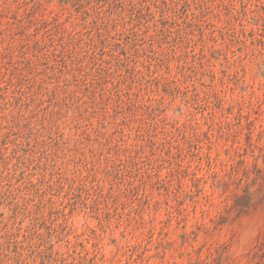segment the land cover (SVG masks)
<instances>
[{
	"label": "rangeland",
	"instance_id": "obj_1",
	"mask_svg": "<svg viewBox=\"0 0 264 264\" xmlns=\"http://www.w3.org/2000/svg\"><path fill=\"white\" fill-rule=\"evenodd\" d=\"M261 206L264 0H0V264H264Z\"/></svg>",
	"mask_w": 264,
	"mask_h": 264
},
{
	"label": "clouds",
	"instance_id": "obj_2",
	"mask_svg": "<svg viewBox=\"0 0 264 264\" xmlns=\"http://www.w3.org/2000/svg\"><path fill=\"white\" fill-rule=\"evenodd\" d=\"M229 231L235 235L230 251L234 256L243 255L253 247L257 236L264 233V206H261L254 215L239 219L230 226ZM228 240L229 237L226 235L221 242Z\"/></svg>",
	"mask_w": 264,
	"mask_h": 264
},
{
	"label": "trees",
	"instance_id": "obj_3",
	"mask_svg": "<svg viewBox=\"0 0 264 264\" xmlns=\"http://www.w3.org/2000/svg\"><path fill=\"white\" fill-rule=\"evenodd\" d=\"M243 196H241L240 198H242ZM247 207H248V203L247 202H245L243 205H239V210H241L242 212H245L246 211V209H247Z\"/></svg>",
	"mask_w": 264,
	"mask_h": 264
}]
</instances>
